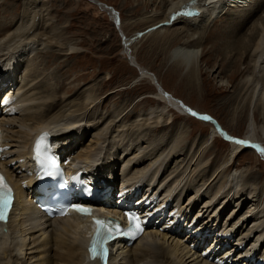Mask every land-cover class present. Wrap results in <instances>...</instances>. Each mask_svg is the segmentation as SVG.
<instances>
[{
  "label": "bare ground",
  "instance_id": "6f19581e",
  "mask_svg": "<svg viewBox=\"0 0 264 264\" xmlns=\"http://www.w3.org/2000/svg\"><path fill=\"white\" fill-rule=\"evenodd\" d=\"M24 2L25 11L13 18L10 24L6 23V16H0V96L4 95L3 100L6 101V105L0 102L3 131L0 170L13 185L16 195L9 218L0 221V264L100 263L97 259H89L87 254V246L94 233L93 217L73 213L60 219H48L33 204V195L36 193L32 187L37 180V166L34 161L32 164L31 155L35 139L45 130L53 135L61 148L60 152H66V163L88 170L96 181L101 182L100 186L105 185L106 189L111 186L114 193H137L140 189L139 198L150 193L144 204L152 196L156 198L158 193L165 200L173 201L170 210H162L157 215L155 228L151 229L152 225L143 237L136 241L122 238L111 241L109 245L112 252L108 264H221V261L224 264L232 257L235 258L231 259L233 264L235 261L238 264H264V251L261 255L258 251L259 246L264 245V183L261 185L263 189L256 190L257 187L244 185L245 181L241 183L244 175L238 170L229 171L234 165V158L238 159L243 151L248 150L246 147H259L261 151H257V154L253 152L258 157L260 154L264 156V144L259 143V139H264V0H165L167 7L163 12L145 17L152 19L148 31L130 38L122 35L124 52L130 54V44H134L135 40L154 33H157V37L162 36L167 34V27L175 28L183 42L170 52V62L182 69L184 79L191 77L195 82L193 87L198 90L197 82L201 75L199 61L203 57L199 45L206 41L211 24L215 25L214 22L223 15L228 14L231 19V12H244L242 6L247 8L246 12L234 18V26H228V35L234 37L232 51L239 54L242 62L248 63V72L237 84L239 91L234 95L236 97L228 98L227 103H234L230 124L243 122L248 117V126L244 138L232 136L230 154L223 162L206 161L210 143L218 141L221 129L227 131L220 122L215 124L212 123L216 122L213 119L201 118L206 115L195 112L196 117L206 122L202 123L206 128L203 129V135L193 141L182 137L184 132L181 127L164 140L157 142L150 138L151 132L157 133L163 126L174 123L166 110L167 105L184 110L189 119L194 118L191 114L194 111L188 107L182 108L185 102L179 103L180 100L167 93L163 95V86L146 69L140 76L151 80L157 87L158 94L155 95L158 97H153L157 106L139 110L127 121L133 108L129 113L126 112L129 107L115 108L117 115L103 116V111L99 110L102 102L97 103L100 97L90 87L81 90L74 99V95L71 98L64 95L58 97L56 91L69 92L71 87L65 86L66 81L54 85L52 79L56 73H51V76L48 74L49 77L44 81V73L48 72L45 69L44 73L41 72L38 62L41 60L44 65L45 59H40L43 53L54 59L59 58V55L74 53L76 47L70 39L62 40V36L55 31L58 28L53 30L54 26L51 28L48 24L52 18L48 17L50 13L46 1ZM254 4L259 5L260 9L253 12ZM108 8L116 13L112 7ZM112 17L120 30L119 15L118 18ZM10 25L11 30L6 32ZM120 32L124 34L123 30ZM237 73L238 68H235L232 75L235 77ZM238 111L240 113L236 114ZM207 129H211L209 135ZM235 139L243 143H237ZM152 143L156 147L163 146V150L151 148ZM172 161H176V165L169 170ZM255 177L250 174L247 179L253 181ZM194 189L196 191L188 198V193ZM183 196H187L184 202ZM205 197L207 200L201 203ZM107 201L111 202V199ZM248 202L253 203V206L247 213L229 222L236 216L237 211L233 210L230 218L220 226V218L228 207L239 209ZM100 207L106 209L102 212L107 215L120 216L113 206ZM209 210L214 211V214L210 215ZM164 213L168 214L165 221L168 226L162 225L163 228L158 230V219ZM193 217L196 218L194 223L186 227L185 220L190 222ZM246 225L252 227L246 230ZM170 226L173 227L171 231L167 230ZM178 226L183 228L177 236L174 234L172 237L173 230ZM185 229H190L185 237H190L197 252L201 254V251L206 250L202 260H192L197 253H193V248L182 242ZM241 229L244 232L239 233L238 238L235 234ZM213 234L214 237H211ZM254 234L255 240L248 244V239ZM223 236L231 240L226 241ZM233 237L237 238L232 241ZM225 241L231 244L229 248ZM245 243L249 247L244 246ZM224 245L226 248L222 250ZM219 250L224 254L215 259L217 263L212 262L211 255L206 258V254Z\"/></svg>",
  "mask_w": 264,
  "mask_h": 264
},
{
  "label": "rangeland",
  "instance_id": "374dc122",
  "mask_svg": "<svg viewBox=\"0 0 264 264\" xmlns=\"http://www.w3.org/2000/svg\"><path fill=\"white\" fill-rule=\"evenodd\" d=\"M44 1L48 4L46 7L50 13L48 17L50 19L52 18V21L50 20L48 24L51 28L54 26L52 28L53 30L58 28L55 31L58 35L62 36V40L70 39L72 44L76 47L74 53L59 55V58L55 57L54 59L48 56V54L43 53L44 55L42 54L40 59H45L44 65L41 60L38 62V69H41L43 73V69L46 70V73L48 72L47 74L44 73V81L49 77L48 74L51 76L56 73L57 75L53 76L52 79L54 85L57 86V82L59 81H63V83L66 81L65 86L68 88L71 87L69 92H67V90L56 91L58 97L64 95L71 98L74 95V99L81 90L90 87L94 89L98 97H100L97 103L99 104L102 102L101 109L99 110L103 111V116H105V114L113 115V113L117 115V113H115V108L123 107L127 109L129 107L126 111L128 113L133 108V112H131V115L126 119L127 121L132 118L137 111L148 110L157 106V102L155 98H153L158 97V95H155L158 94L157 87L151 80L144 79L140 76L143 70L146 69L155 75L160 86H163V95L167 93L173 98L180 100L179 103L185 102L186 107L200 115L210 114L212 119L216 121L212 123L218 124L217 121L220 122L222 127L224 126L231 136H236L235 138L242 139L246 136L248 117H246L243 122H235L234 125H231L230 117L233 112L234 103H227L228 98L236 95L239 91L237 84L246 77V73L248 72V63L242 62L241 59H239V54L232 51L231 47L233 46L232 41L234 37L228 35V26H234V18L246 12V7L242 6L241 8L244 12H231L233 14L231 19L227 14L218 18V20L214 22L215 25H213V23L211 24L207 32L206 41L202 45H199L203 57L200 58L199 61L201 75L197 82V84H199V89L197 90L196 87H193L195 86L193 85L195 82L191 80V77L184 79L182 69L178 66H174V64L170 62V52L177 46L182 45L183 42L181 41L182 36L177 33L175 28L167 27V34L158 37L156 35L157 33H154V35L149 34L139 40L133 38L135 42L132 45L130 44V54L124 52V38L122 35L130 38L137 33L143 34L148 31L152 26V19H147L145 17L156 12H163L167 7L165 0ZM5 2L6 6L4 5ZM1 4L0 16H6V23L10 24L13 18L23 14L26 2H24V0H0V5ZM254 5L253 12L260 9L259 5ZM108 7H112V9L114 11L116 10L118 13L121 21L120 30H123L124 34H121L119 28L115 25L114 18L112 17L113 15H111L113 11ZM262 7H264V5ZM231 9L233 10L234 8ZM2 20H4V18ZM11 27L12 25L8 26L6 32L11 30ZM250 32L249 30L248 33ZM172 33H174L173 36ZM223 33L226 36H224ZM236 40L237 38L235 41ZM235 68H238V73L234 77L232 71H234ZM235 97L236 96L232 98L234 99ZM236 104H238V102ZM182 106L186 109L183 104L181 107ZM161 107H163V105H161ZM164 107L166 106L164 105ZM172 107L173 105L171 104L167 105L166 110L169 112L171 121L174 123L163 126L157 130V133L151 132L150 138H152V140L155 139L157 142L164 140V138H169V136L175 134V131L180 127L181 131L184 132V135H182L183 138L191 139L190 141L200 138L204 133L203 129L206 128L202 123L206 122L192 115L190 116L194 118L189 119L184 110H176V108L174 109ZM121 111H123V109ZM238 113L240 112H236V114ZM247 114L249 113L247 112ZM210 133L211 129L207 134L209 135ZM188 139L187 141L190 142ZM236 140L237 139H235V141ZM201 141L202 140H200V143ZM231 141L232 139L228 140L222 135L218 136V141L211 142L209 145L206 152L208 160L206 159V161L211 162L213 160H219L223 162L222 160L226 159L230 154ZM259 141V143L264 144V139H259ZM162 147L163 146L156 147L155 143H152L151 146V148H158L157 150H160V148L162 149ZM247 148L248 150L243 151L238 159L234 158V165L230 167L229 171L238 170L240 174L242 173L244 175V180H242L241 183L245 181L246 184L244 185H248V187L252 186V188L254 186V188H258L256 190H261L263 189L261 185L264 183V156L263 154H260V157L256 156L257 151H259L256 147L252 146V148L246 147V149ZM253 151H255L256 154ZM231 164L232 162H230L229 165ZM175 165L176 161H172L169 170ZM206 168L207 167L203 169L206 170ZM117 172H120V170ZM250 174L256 176L253 181L247 179ZM199 183L202 184L200 181ZM194 191L196 190L194 189L192 192L188 193V198ZM209 191L212 192V188H210ZM254 191L255 190H253V192ZM211 192H209L208 195H210ZM186 197L187 196H183V202ZM206 200L207 198L205 197L200 202L203 203ZM252 204L251 202L245 203V205L239 209L233 208V206L228 207L220 218V226H223L225 221L230 218L233 210L237 211L236 216H232L233 218L231 221L228 220L229 222H233L238 216L240 218L244 213H247L249 208L253 206ZM212 210H209L210 215L214 214ZM195 219L194 217L192 218V224ZM248 227L251 228L252 225ZM248 227L246 225L244 228L247 230L249 229ZM241 232H244V229H241L235 236L240 238L238 234H241ZM189 238L183 237L182 240H184L182 242L191 246L190 248H193V253H197L192 260L196 258H198V261L202 260V254H205L206 250L201 251V254L197 252L194 248L195 246H193V242L191 243L192 240H189ZM235 238L237 237H233L232 241ZM170 239L172 238L170 237ZM253 240H255V234L248 239V244L252 243ZM248 244L245 243L244 246L246 245V247H249ZM230 246L227 247L229 248ZM259 247L260 250L258 249V251H260L261 255V252L264 251V245ZM223 254L224 253H221L219 250L206 254V258L211 255L212 262L217 263L215 259L221 258ZM215 256L219 257L215 258ZM231 259L235 258H230L226 261V264H233ZM189 264H196V262H191ZM234 264L238 263L235 261ZM240 264H244V262Z\"/></svg>",
  "mask_w": 264,
  "mask_h": 264
},
{
  "label": "snow or ice",
  "instance_id": "6c2138e0",
  "mask_svg": "<svg viewBox=\"0 0 264 264\" xmlns=\"http://www.w3.org/2000/svg\"><path fill=\"white\" fill-rule=\"evenodd\" d=\"M191 114L193 116L196 115L195 112H192ZM201 118L204 120L210 119V117H207V116H204ZM237 143H243V142L237 141ZM41 149H42V145H41V143L38 142L37 146H36V152H37L36 159L39 161L42 170L49 177L59 174V168L56 164V161L53 159L52 156H45L44 158H41ZM9 205H10L9 200H5L3 202V211H0V220L6 219V212L9 208ZM78 210L81 212H86V210H84V209H78ZM129 219H130V221L135 222L137 218L130 216ZM95 223L97 224V231H96V236L93 239V246L90 249V251H93L94 253L96 250V245L98 243L106 242L108 239H110L113 236L114 232L120 231L118 224L116 225L115 228H113L112 225L115 224L116 222H113L110 220L109 221H103V220L97 219L95 221ZM142 231H143V228L141 227V225L135 224L134 228L129 229V234H133V238H135V236H138Z\"/></svg>",
  "mask_w": 264,
  "mask_h": 264
},
{
  "label": "water",
  "instance_id": "95a60500",
  "mask_svg": "<svg viewBox=\"0 0 264 264\" xmlns=\"http://www.w3.org/2000/svg\"><path fill=\"white\" fill-rule=\"evenodd\" d=\"M111 8V7H110ZM116 11V10H115ZM114 13V12H113ZM117 13V12H116ZM114 13V16H116L118 18V13L116 14ZM247 145H252V144H247ZM257 149H260L259 147H256Z\"/></svg>",
  "mask_w": 264,
  "mask_h": 264
}]
</instances>
